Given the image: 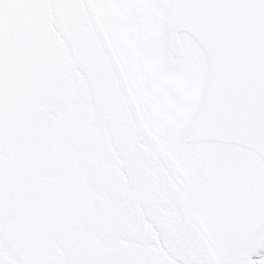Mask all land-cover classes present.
Wrapping results in <instances>:
<instances>
[{"label": "snow or ice", "instance_id": "obj_1", "mask_svg": "<svg viewBox=\"0 0 264 264\" xmlns=\"http://www.w3.org/2000/svg\"><path fill=\"white\" fill-rule=\"evenodd\" d=\"M0 264H264V0H0Z\"/></svg>", "mask_w": 264, "mask_h": 264}]
</instances>
